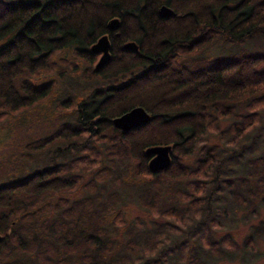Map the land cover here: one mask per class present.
Listing matches in <instances>:
<instances>
[{
  "label": "trees",
  "instance_id": "1",
  "mask_svg": "<svg viewBox=\"0 0 264 264\" xmlns=\"http://www.w3.org/2000/svg\"><path fill=\"white\" fill-rule=\"evenodd\" d=\"M161 6L172 15L160 18ZM102 35L110 56L95 71L89 48ZM256 39H264V0H0V124L25 111L37 117L48 104L60 117L22 144V169L0 175V264H204L202 249L184 237L165 246L152 232L183 231L186 208L156 211L153 202L175 181L176 205L201 208L210 225L235 220L228 206L263 213L241 247L254 257L264 239V51L234 46ZM126 42L136 51L124 50ZM133 107L149 121L113 128L111 119ZM210 131L219 143H206ZM157 145L171 147L170 165L150 173L144 151ZM128 196L177 223L140 229L137 241L125 227L117 251L110 238L124 225ZM202 233L207 258L232 261L238 246L227 233L217 241Z\"/></svg>",
  "mask_w": 264,
  "mask_h": 264
},
{
  "label": "rangeland",
  "instance_id": "2",
  "mask_svg": "<svg viewBox=\"0 0 264 264\" xmlns=\"http://www.w3.org/2000/svg\"><path fill=\"white\" fill-rule=\"evenodd\" d=\"M222 46H224L222 44ZM234 48H239V49H249L250 51L254 52H261L264 51V39H256L251 42L245 41L244 43H241L240 45H235ZM216 51V49L211 50ZM59 57V55L57 56ZM51 62V61H50ZM54 65V64H52ZM88 78V77H87ZM87 81V80H85ZM91 79L86 82V90L91 91L94 85H91ZM63 89V88H61ZM87 91V93H88ZM90 93V92H89ZM57 97H59V93H56ZM54 102V101H53ZM45 106H39L36 107V109L33 111L34 114L37 116H26L22 117V114L25 112L20 113L19 115L14 114L10 118L3 120L0 124V175L3 173H9L11 171L16 172L17 170L22 169L21 167L23 166L22 160H16V156L20 152L21 146L23 143L26 141H30V139H35L40 135L39 131H43V133H46L47 131H50L51 126L53 127L55 123H57L58 119L57 116H59V111L58 110H52V107L50 104ZM65 111H67V108H62ZM239 111H243L241 106H238ZM25 115H29L27 112ZM24 115V116H25ZM227 124V121H220L218 122V129H223ZM114 128V127H113ZM206 138V143H214L217 144L219 143L218 140V132L217 131H210L205 135ZM196 155L191 156L189 159V163L192 162L193 158H195ZM9 171V172H8ZM121 176V172L119 173ZM91 173L84 174L83 177V183L87 180L90 179ZM124 178V176H121ZM108 184L113 186L111 184L112 180L107 181ZM182 186L184 185V181L181 182ZM176 184V186H174ZM177 182L171 183V185L168 186V189L165 190L163 193L161 200L158 198H154L153 202L157 204L156 211L159 209H165V207L174 205L178 206L180 209H185L186 212L183 216L184 220L183 222H176L174 218H166L161 215H156L155 212L152 210V214H149L146 210L142 209L139 204L134 201V199L131 196H128L127 199L125 200V204L122 206V209L124 211V225L121 227V229H116L114 228V231H116V234L114 237L110 238L111 242L113 241V246L117 251L122 249V244H124L127 241V238L122 234L123 230L125 227L132 228L134 230V233H137L140 229H147L151 230L152 224L153 225H158L161 227V231L163 230V225L170 226L172 222L170 221H175L179 226L183 228V231L177 230L174 232L172 229H167L163 235L159 234V230H153L154 233L157 235V238L161 240V242L165 241V246L167 245H172L176 242L178 239H181V237H184V239L187 241L188 246H192V250L194 251L196 248L202 249L201 250V261L204 262V264H264V239L257 237L258 239L256 240V255L254 257H249V254L247 252H244L241 250V247L243 246L244 239L246 236L251 234V228L255 227L260 219H262V215L258 214L254 216V214H251L247 216V212L249 210V207L240 205L239 207H229V213L231 214L230 210L235 213V220L232 219V217H229V220L233 222H230L226 225L223 224L224 228H222L221 224L219 225H210L207 222H204V219L202 218V209L198 208V211L195 212H190L188 210V207H185V204H182V206L176 205L177 199L175 198L176 194L181 191V189L177 190L174 192L175 189L178 187ZM121 188H123V184L121 185ZM183 188V187H182ZM128 190H131L129 187H127ZM134 189V188H133ZM144 185L141 187V192H143ZM135 191H138L139 188L134 189ZM235 190L237 188L235 187ZM77 193H70L68 194H63L62 196H65L69 199H73L74 196ZM68 195V196H67ZM166 196L168 198H166ZM161 201L160 206L158 205V202ZM226 202V201H224ZM215 204L212 202V209H216L214 206ZM227 205H225L226 207ZM236 209V211H234ZM155 210V209H154ZM227 211V210H226ZM241 215H246L247 218L243 222L240 220ZM110 220L108 218H101L98 222L99 226H106ZM194 222H198L200 226L202 227L205 225L204 228H195L191 233H189V227L191 223L193 224ZM205 223V224H204ZM118 226H121L118 225ZM173 228H176L175 224L172 225ZM116 229V230H115ZM206 230L208 233L209 238L211 241H217L219 238H221L223 235L227 233V235L233 240L235 245L238 246V251L235 253L232 261H227L218 258L217 260L215 259H209L207 258V251L205 250V247L199 246V240H200V235L203 234L202 231ZM135 241L139 239L138 233L132 236ZM155 237V236H154ZM169 237L171 238V241L173 242L170 243ZM115 240H114V239ZM113 239V240H112ZM183 239V240H184ZM182 245V244H181ZM180 245V248H181ZM176 248V247H174ZM173 248V249H174ZM223 246L220 244L218 245V252L219 255L223 254L222 251ZM191 251V250H190ZM111 255H114V251L111 249L110 251Z\"/></svg>",
  "mask_w": 264,
  "mask_h": 264
},
{
  "label": "water",
  "instance_id": "3",
  "mask_svg": "<svg viewBox=\"0 0 264 264\" xmlns=\"http://www.w3.org/2000/svg\"><path fill=\"white\" fill-rule=\"evenodd\" d=\"M160 18H167L172 15L170 8L161 6L158 11ZM118 27L117 19L108 22L107 28L115 30ZM124 50L136 51V45L133 42H126L122 45ZM89 51L97 55L93 69L98 71L109 60V41L106 35L99 37L89 48ZM148 113L141 107H133L111 119V125L121 131H128L138 126L145 125L149 121ZM144 155L148 158L147 169L150 173H156L165 170L170 165L171 147L168 145L151 146L145 149Z\"/></svg>",
  "mask_w": 264,
  "mask_h": 264
},
{
  "label": "bare ground",
  "instance_id": "4",
  "mask_svg": "<svg viewBox=\"0 0 264 264\" xmlns=\"http://www.w3.org/2000/svg\"><path fill=\"white\" fill-rule=\"evenodd\" d=\"M143 126V125H142ZM138 127H141V126H138ZM138 127H136V128H138ZM2 237V236H1Z\"/></svg>",
  "mask_w": 264,
  "mask_h": 264
},
{
  "label": "flooded vegetation",
  "instance_id": "5",
  "mask_svg": "<svg viewBox=\"0 0 264 264\" xmlns=\"http://www.w3.org/2000/svg\"><path fill=\"white\" fill-rule=\"evenodd\" d=\"M98 57V56H97ZM97 57H96V59H97Z\"/></svg>",
  "mask_w": 264,
  "mask_h": 264
}]
</instances>
